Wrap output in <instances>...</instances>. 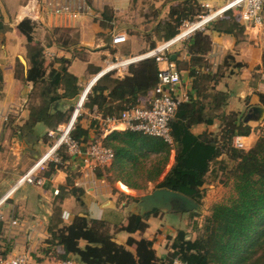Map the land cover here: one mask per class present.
<instances>
[{
    "label": "crops",
    "instance_id": "1",
    "mask_svg": "<svg viewBox=\"0 0 264 264\" xmlns=\"http://www.w3.org/2000/svg\"><path fill=\"white\" fill-rule=\"evenodd\" d=\"M185 1L0 0V200L45 154L54 142L49 133L56 130L41 123L33 128L27 126L31 110L40 103V87L28 81L31 68L29 43L18 30L19 24L25 20L35 23L34 46L43 50L44 75L52 69L65 67L78 79L79 94L72 99H61L51 106L52 112H69L74 108L73 101L107 61L146 53L166 40L157 27L169 19L171 7L183 5ZM192 1L204 11L205 5L219 7L225 0ZM54 3L70 5L72 13L56 15L52 6ZM230 23L233 21L227 17L218 20L200 35L207 39L208 46H204L206 41L202 45L199 37L196 41L191 38L171 52L170 60L181 75L177 97L182 99V104L192 99L202 108L197 109L207 118H213L211 123L195 124L192 134L197 137L218 135L226 128L220 116L230 117L234 113L243 116L244 122L253 130L249 137L237 136L234 140V146L240 138L246 148L257 140L260 129L264 127V114L261 119L246 121L254 107L264 108L258 94H264V13L262 25L245 23L239 17L234 22L235 29L230 31ZM116 35H124L126 42L115 45L113 37ZM194 42L200 47L191 50ZM63 60L65 65L61 64ZM148 95L140 98V102L147 106L150 103ZM222 95L227 96L225 104L221 103ZM252 114L259 116L254 112ZM86 116L81 124L92 136L94 120L90 112ZM125 131L124 127L118 129L119 133ZM118 137L121 138L120 135ZM175 157L176 151L173 150L164 177L174 166ZM72 169L62 168L49 177L45 174L47 169L42 175L49 181L43 187L23 186L0 206L4 226L0 235V253L8 250L7 258L38 253L50 238L52 229L71 224L77 216L107 221L111 225L114 241L127 246L130 238L154 241L152 237L164 231L162 213H189L177 207L172 211L154 210L147 213L145 232H119L118 228L127 225L129 215L143 216L140 209L137 210L141 197L137 199L132 193L138 189L119 182L121 189L118 185L107 184V180L89 187V177L75 175ZM76 183L81 186H75ZM74 189L83 192L80 200ZM17 219L26 223L24 228L10 227V222ZM80 246L85 248L87 243L81 241ZM128 249L135 252V247ZM1 256L0 261L4 259Z\"/></svg>",
    "mask_w": 264,
    "mask_h": 264
},
{
    "label": "trees",
    "instance_id": "2",
    "mask_svg": "<svg viewBox=\"0 0 264 264\" xmlns=\"http://www.w3.org/2000/svg\"><path fill=\"white\" fill-rule=\"evenodd\" d=\"M202 12L197 3L186 0L183 5L171 7L169 19L158 25L157 31L166 40L170 39L177 35L185 21L195 19ZM225 17L233 21L230 31L234 30V22L239 20L240 13L230 11ZM18 30L29 43L31 68L28 81L40 87V103L31 110L27 126L33 128L41 123L49 129H56L70 119L73 109L69 112H52L51 106L61 99L75 98L80 92L78 79L65 67L52 69L48 75H44L43 50L34 46L35 23L25 20L19 24ZM200 35L202 33H196L193 39L196 41L199 37L202 45L206 41L204 46H208L207 39ZM196 46L194 42L191 50ZM65 63V60L61 61V64ZM158 72L157 62L148 59L130 66L123 78L116 73L102 77L88 95L85 110L90 113L97 111L103 117H114L125 110L146 105L140 102V98L148 93L150 95L157 85ZM258 94L264 104V94ZM226 101L227 96L222 95L221 103L225 104ZM197 107L199 103L192 99L179 106L171 124L173 144L130 131H116L103 143L115 153V162L107 170L117 172L118 177L110 179L111 182H121L132 189L141 190L146 188L145 183H156L158 189L182 193L201 204L209 177L218 178L219 173H223L228 180L233 179L238 198L230 204H218L212 209L198 239L189 240L185 231L179 230L173 239L172 251L160 258L154 249V241L130 238L127 246L119 245L114 241L111 225L107 221L77 216L71 224L51 230L46 244L41 246L38 253L31 255L35 264L72 257L78 258L83 264H173L175 259L187 264H264V127L259 128L262 136L249 150L234 146L237 136L249 137L253 132L244 122L243 116L234 113L230 117L220 116L226 126L222 133L197 137L192 134V127L213 120ZM83 117L84 114L72 132L73 139L80 143H86L89 137V131L81 124ZM93 126V129L97 127L96 121ZM173 150L176 151L175 164L160 180ZM62 156L63 162L69 160L65 153ZM222 156L225 157L222 159ZM148 161H151L150 166ZM62 168L67 167L65 164L59 166L51 163L45 174L49 177ZM102 174V171H98L97 176L101 178ZM73 192L80 200L83 192L77 189ZM148 216L131 214L127 225L118 228V231L143 233L147 229ZM1 222L0 235L4 231ZM81 241L87 243L85 248H81ZM128 247H135V252H131ZM7 252L0 253L4 259L7 258Z\"/></svg>",
    "mask_w": 264,
    "mask_h": 264
},
{
    "label": "built area",
    "instance_id": "3",
    "mask_svg": "<svg viewBox=\"0 0 264 264\" xmlns=\"http://www.w3.org/2000/svg\"><path fill=\"white\" fill-rule=\"evenodd\" d=\"M56 15L72 13L69 5H52ZM230 11H238L241 20L253 25L263 24L264 0H225L219 7L205 5L201 15L193 20L185 21L179 29L176 36L164 40L155 48L146 53L134 57H116L114 60L107 61L104 68L97 73L88 83L90 86L86 92L84 88L80 93L78 101L73 108L70 119L59 125L55 131L49 133L54 142L49 146L45 154L23 175L21 176L10 193L0 200V206L6 202L8 197L26 185L43 187L48 178L42 175L51 163L56 165H66L73 167L80 175L89 177V187H95L99 183L106 181L105 171L109 169L114 160L115 153L112 149L106 147L103 140L112 133L124 127L126 131L139 133L152 138H159L167 143L173 144V135L171 124L175 119L182 99L177 97V89L181 84V75L174 63L170 60L171 52L175 47L190 40L196 33H203L215 22L223 18ZM126 42L124 35L113 37L115 45ZM153 59L159 66L157 85L150 92L149 106L141 105L125 110L118 116L103 117L97 111L91 114L97 127L93 129V135L88 137L86 143H80L73 139L72 132L78 123L80 117L89 113L85 110V102L94 85L104 76L116 73L119 76L125 74L129 67L144 60ZM93 81V84H92ZM2 118V117H0ZM235 147L244 149L245 145L237 139ZM63 153L68 155L69 160L63 162ZM98 171H102V177L97 176ZM98 178V179H97ZM75 186L80 187V183ZM59 191H56L58 194ZM0 217V221H1ZM10 226L24 228L25 224L20 220H12ZM1 264H35L31 254L17 255L15 257L1 260ZM46 264H76L73 258L67 260L51 261ZM173 264H187L180 259H175Z\"/></svg>",
    "mask_w": 264,
    "mask_h": 264
},
{
    "label": "rangeland",
    "instance_id": "4",
    "mask_svg": "<svg viewBox=\"0 0 264 264\" xmlns=\"http://www.w3.org/2000/svg\"><path fill=\"white\" fill-rule=\"evenodd\" d=\"M162 42L163 41H161L160 43ZM174 49H177V47H175ZM114 59L115 58H112L111 60ZM85 117L88 116H86L85 114L83 118ZM261 136H262V132L261 133L259 132L256 137L257 140L255 139L249 147H246L244 149L249 150L253 148ZM147 164L148 166H150L151 161H148ZM73 174L77 175L78 172L73 170ZM164 174L162 175L163 177ZM117 177H118L117 172L115 171L109 172V170L105 171V178L107 180V184H110L112 186L118 185V187L120 186L121 188L119 182L112 183L110 180V179L115 180L117 179ZM140 183L143 184L144 181L141 180ZM144 185H146L145 189L133 190L132 193L136 195L137 199L148 193H152L153 191L158 189L156 183H145ZM205 189H206L205 197L201 201V204H199L201 207L200 210H194L186 214L185 213L182 214L180 211H175V213L172 214H167V213L161 214V216L163 217L164 231H161L159 233L157 232V234H155L152 237L154 238L156 244L154 245V249L156 248L155 250L157 255H159V257L167 255L169 252L172 251L171 248L173 245V239L177 236L179 230L185 231V233L187 234V239L189 240L194 241L198 239L202 235L204 224L206 222V219L211 215L212 209L218 204H230L232 201L238 198V193L235 190L233 179L228 180L227 175L223 173H219L218 178H215L214 176L209 177V181ZM23 223L26 225L24 221ZM12 228L21 229L16 227H12ZM157 237L159 238V240H156ZM73 259L76 262V264H83L80 260H78V258L75 257Z\"/></svg>",
    "mask_w": 264,
    "mask_h": 264
},
{
    "label": "water",
    "instance_id": "5",
    "mask_svg": "<svg viewBox=\"0 0 264 264\" xmlns=\"http://www.w3.org/2000/svg\"><path fill=\"white\" fill-rule=\"evenodd\" d=\"M78 98L73 101L72 105H76ZM253 112L259 116L257 117L253 115ZM263 114L264 108L254 107L246 117V121L249 122L256 119H261ZM174 207H177L182 212H191L201 209L197 202L182 193L169 189H156L152 193L141 197L137 210L140 209L141 215L144 216L145 214L153 212L154 210L172 211Z\"/></svg>",
    "mask_w": 264,
    "mask_h": 264
},
{
    "label": "bare ground",
    "instance_id": "6",
    "mask_svg": "<svg viewBox=\"0 0 264 264\" xmlns=\"http://www.w3.org/2000/svg\"><path fill=\"white\" fill-rule=\"evenodd\" d=\"M87 89V88H86Z\"/></svg>",
    "mask_w": 264,
    "mask_h": 264
}]
</instances>
